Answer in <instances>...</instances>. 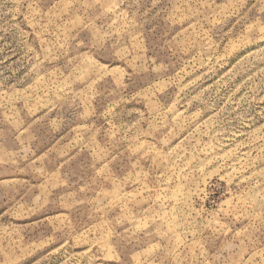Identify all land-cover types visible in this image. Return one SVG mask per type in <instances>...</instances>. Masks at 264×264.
<instances>
[{
	"label": "rangeland",
	"instance_id": "rangeland-1",
	"mask_svg": "<svg viewBox=\"0 0 264 264\" xmlns=\"http://www.w3.org/2000/svg\"><path fill=\"white\" fill-rule=\"evenodd\" d=\"M0 264H264V0H0Z\"/></svg>",
	"mask_w": 264,
	"mask_h": 264
}]
</instances>
